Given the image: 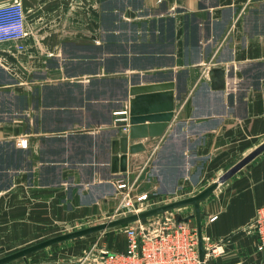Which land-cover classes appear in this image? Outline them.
<instances>
[{"label": "crops", "instance_id": "1", "mask_svg": "<svg viewBox=\"0 0 264 264\" xmlns=\"http://www.w3.org/2000/svg\"><path fill=\"white\" fill-rule=\"evenodd\" d=\"M22 1L24 49L0 43V250L107 210L123 181L145 193L197 183L231 148L264 141V0ZM164 82L174 118L129 155L125 177L111 166L125 133L115 112L129 113L135 86ZM263 204L264 152L201 201L204 245H217L205 264H264L246 230ZM111 246L125 251L127 236Z\"/></svg>", "mask_w": 264, "mask_h": 264}, {"label": "water", "instance_id": "2", "mask_svg": "<svg viewBox=\"0 0 264 264\" xmlns=\"http://www.w3.org/2000/svg\"><path fill=\"white\" fill-rule=\"evenodd\" d=\"M209 76L214 89L224 87L226 83L224 69L212 68L209 71ZM172 86L171 82H164L151 83L143 86L139 85L132 89L134 97L131 100L129 108L128 131L121 134L118 139L113 141L114 155L112 156L111 165L113 171L116 172L121 170L125 174V177H127L129 155L137 154L146 149L142 140L151 137H161L166 133L174 118L175 106L174 96L171 90ZM263 151L264 141L221 174L217 180L207 185L195 195L48 238L0 257V264L16 260L54 243L102 231L107 228L124 226L131 222L157 215L187 204L194 205V217L196 219L199 235L200 258L203 262L202 264H205L204 259L206 251L202 237L201 201L210 195L220 183L231 178Z\"/></svg>", "mask_w": 264, "mask_h": 264}, {"label": "built area", "instance_id": "3", "mask_svg": "<svg viewBox=\"0 0 264 264\" xmlns=\"http://www.w3.org/2000/svg\"><path fill=\"white\" fill-rule=\"evenodd\" d=\"M26 22V10L22 0H10L0 2V43L6 41H18L17 47L24 49L23 40L28 36ZM116 120L124 123L123 130L128 131V110L116 111ZM18 145L26 146V139H19ZM146 164V163H145ZM145 164L140 168L141 173ZM139 175V174H138ZM138 177L130 182H121L119 187L128 191L133 190ZM128 194H125L119 208L129 205ZM145 194L138 200L145 198ZM128 201H127V200ZM217 218L212 215L211 220ZM138 222H140L138 220ZM135 223V222H134ZM246 230L257 236V249L264 255V204L260 205L255 217L246 226ZM127 236V248L123 252L103 250L97 256L90 249L83 257L81 264H202L199 251V235L197 225L190 219L166 217L148 225L127 224L125 226ZM204 243V241H203ZM205 247V245H204ZM217 245L205 247V259L207 261L209 250L216 251Z\"/></svg>", "mask_w": 264, "mask_h": 264}, {"label": "rangeland", "instance_id": "4", "mask_svg": "<svg viewBox=\"0 0 264 264\" xmlns=\"http://www.w3.org/2000/svg\"><path fill=\"white\" fill-rule=\"evenodd\" d=\"M258 140L261 141L263 140V138L252 139L250 141L256 144V141ZM15 143L18 145L17 142ZM248 148H249L248 145H245L244 148L243 146H237L231 148L230 152L224 154V158H227V160L224 159V162L220 164V167H215L212 170L203 173L202 177L197 183L189 182L188 184L186 182H182L181 185H178L171 190H169L167 187L165 188L163 187V189L157 188L147 193L137 192L135 190L136 187H134L133 190H131L129 193L127 190L121 188L118 191L119 193L118 196L116 197L115 204L110 208H108L107 210L101 211L94 216L84 217L82 219H75V220L55 224L51 228L45 229V231L42 233H38V234L36 233L26 238H22L20 241L14 244H8L5 246V248H2L0 250V257H3L20 249L26 248L35 243H38L40 241L46 240L48 238L63 233L89 227L91 225L109 221L114 218H118L124 215L139 212L142 210H146L152 207L167 204L172 201H176L179 199H183L195 195L200 190L205 188L207 185L217 180L221 174H223L231 166H233L236 162H238L242 157L248 154V152H245L248 150ZM258 156H256L254 159H256ZM222 183H220V185H222ZM125 194L129 195L127 197L129 201L126 199L129 205L119 208V206L123 202V198ZM142 194L146 195L145 198L138 200V197ZM194 214H195L194 205L187 204L165 211L157 215L143 218L139 220L140 222L138 221H135V223L131 222V225L133 224L136 225L139 223L147 226L148 223H153V221L164 219L166 217H174V218L184 217L186 219H190V221L194 224L195 223ZM125 226L126 225L107 228L102 231L93 232L90 234H86L84 236L54 243L52 245L44 247L40 250H37L26 256H23L21 258H18L16 260L10 261L5 264H15V263H23V262L29 263L35 261V259H39V258L43 259L46 256H52V257L56 256L57 259H59L60 257L63 259L72 258V260L74 261L72 264H81L80 261L81 257H83L87 252H89L90 249L93 247V245H96L95 250L93 251L94 256L99 255L103 250L113 251L114 249L111 246L112 242L113 243L118 242L119 244L125 240V235H126Z\"/></svg>", "mask_w": 264, "mask_h": 264}]
</instances>
